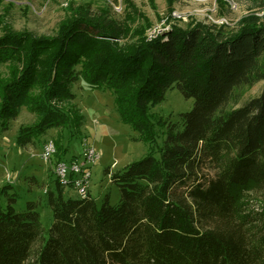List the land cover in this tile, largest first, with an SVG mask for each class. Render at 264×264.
Listing matches in <instances>:
<instances>
[{
  "label": "trees",
  "instance_id": "trees-1",
  "mask_svg": "<svg viewBox=\"0 0 264 264\" xmlns=\"http://www.w3.org/2000/svg\"><path fill=\"white\" fill-rule=\"evenodd\" d=\"M248 1L259 11L236 26L187 23L172 9L168 30L153 38L154 24L130 0L127 21L80 4L53 37L4 29L0 136L24 107L37 118L19 129V145L68 126L69 111L53 101L75 99L82 80L110 91L120 118L149 147L105 169L120 189L116 204L109 194L100 205L90 193L65 196L56 177L48 229L40 200L17 211L1 187L0 264H264V203L246 207L248 194L264 202V88L238 105L264 80V0ZM171 88L194 99L176 122L150 113Z\"/></svg>",
  "mask_w": 264,
  "mask_h": 264
},
{
  "label": "rangeland",
  "instance_id": "rangeland-1",
  "mask_svg": "<svg viewBox=\"0 0 264 264\" xmlns=\"http://www.w3.org/2000/svg\"><path fill=\"white\" fill-rule=\"evenodd\" d=\"M130 1L152 24L163 28L170 26L166 19L172 9L173 15L182 16L178 18L187 23L203 22L211 25L220 18H226L231 26H236L243 15L258 10L251 8L248 0ZM80 4L90 5L97 14L109 13L117 22L127 21L129 17L126 0H0V35L5 28H9L14 31L25 30L37 36H56L61 22L70 14V6L74 8ZM140 13L136 11L135 16ZM137 22L142 23L141 20ZM4 70L5 66H0V72ZM263 88L264 80L246 88L238 105L257 96ZM73 91L76 97L72 101H53L69 111L71 121L68 126L51 127L33 142L19 145L15 139L17 132L21 127L33 124L37 118L36 114L24 107L11 122L10 129L0 136V192L4 186L8 195L16 197L14 207L17 211L24 210L28 201L40 200L38 210L46 229L51 227L54 219L52 207L48 203V192L58 190L55 167L59 161L70 163L74 158L82 160L85 147L93 146L99 158L88 163L91 171L88 192L99 205L106 194H109L111 203L116 204L120 200V189L105 174V169L109 166L114 170L121 169L142 158L149 147L146 141L139 139L138 132L120 118L110 91L92 89L82 80L73 87ZM193 102V98H187L177 88H171L161 103L150 107V113L176 122L180 120L181 113L191 110ZM159 127L156 125L158 134ZM50 138L56 140L60 151H55L45 161L42 153L46 140ZM163 138L160 133V144ZM33 177L38 183H33ZM63 193L65 196L79 197L72 185L65 186ZM247 198L248 208L257 209L264 203L255 195L248 194ZM0 200L4 205L8 200L7 195L2 194Z\"/></svg>",
  "mask_w": 264,
  "mask_h": 264
},
{
  "label": "built area",
  "instance_id": "built-area-1",
  "mask_svg": "<svg viewBox=\"0 0 264 264\" xmlns=\"http://www.w3.org/2000/svg\"><path fill=\"white\" fill-rule=\"evenodd\" d=\"M174 15L176 17H182L178 14ZM216 23L228 24L229 22L226 18H220ZM167 28L168 26L163 28L162 26L154 25L148 32V38L155 37L158 33L164 32ZM55 151L54 139H47L44 145L42 158L48 161L54 155ZM82 157V160L74 158L70 163L67 161H59L55 167V173L62 185L67 186L71 184L76 189L79 197H86L89 194L88 184L91 178V171L88 168V163L98 159L99 153L93 146L89 148L85 147Z\"/></svg>",
  "mask_w": 264,
  "mask_h": 264
}]
</instances>
